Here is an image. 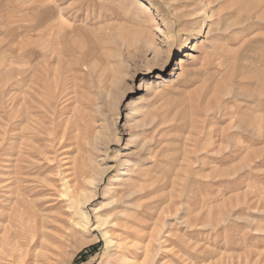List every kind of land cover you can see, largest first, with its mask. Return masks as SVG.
<instances>
[{
    "label": "rangeland",
    "instance_id": "obj_1",
    "mask_svg": "<svg viewBox=\"0 0 264 264\" xmlns=\"http://www.w3.org/2000/svg\"><path fill=\"white\" fill-rule=\"evenodd\" d=\"M0 264H264V0H0Z\"/></svg>",
    "mask_w": 264,
    "mask_h": 264
},
{
    "label": "bare ground",
    "instance_id": "obj_2",
    "mask_svg": "<svg viewBox=\"0 0 264 264\" xmlns=\"http://www.w3.org/2000/svg\"><path fill=\"white\" fill-rule=\"evenodd\" d=\"M202 1V0H201ZM205 1V0H204ZM216 1V0H215ZM206 4V3H205ZM207 5V4H206ZM209 6V5H208ZM202 7V6H201ZM195 11H197V10H195ZM207 11V10H206ZM189 13H191V12H189ZM206 13V12H205ZM210 13V14H209ZM209 17L208 18H210L212 15H213V10L211 9H209ZM215 13V12H214ZM189 16V15H188ZM214 16V15H213ZM212 18V17H211ZM197 19V18H196ZM184 51H183V54H182V56H183V58H186L188 55V53L186 52L187 51V49H186V47H184V49H183ZM187 53V54H186ZM179 60V62L177 63V65L178 64H181L183 61H182V58H179L178 59ZM259 109V108H258ZM261 109V108H260ZM258 112H260V111H258ZM257 117V116H256ZM255 119V118H254ZM259 121H260V119H259ZM257 123V122H256ZM262 123V122H261ZM261 129H262V125L261 124H255L254 125V128H253V130H254V134L255 135H259L260 134V132H261ZM260 136V135H259ZM208 141V140H207ZM241 144V143H240ZM242 146V145H241ZM240 146V147H241ZM66 187V186H65ZM69 192V191H68ZM70 193V192H69ZM74 204V203H73ZM76 211H78V210H76ZM79 213V216H80V218L82 219V220H86L87 219V217H86V215L83 213V212H81V211H79L78 212ZM104 235V237H106V234L104 233L103 234ZM106 243H108V244H110L111 243V240H109V239H107L106 238Z\"/></svg>",
    "mask_w": 264,
    "mask_h": 264
}]
</instances>
